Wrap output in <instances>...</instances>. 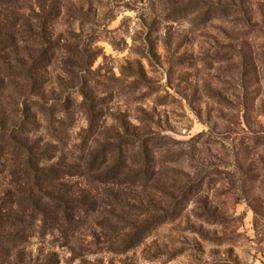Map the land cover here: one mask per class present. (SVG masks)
Masks as SVG:
<instances>
[{
	"label": "rangeland",
	"instance_id": "obj_1",
	"mask_svg": "<svg viewBox=\"0 0 264 264\" xmlns=\"http://www.w3.org/2000/svg\"><path fill=\"white\" fill-rule=\"evenodd\" d=\"M17 16L38 38L0 52V264H264V0Z\"/></svg>",
	"mask_w": 264,
	"mask_h": 264
},
{
	"label": "trees",
	"instance_id": "obj_2",
	"mask_svg": "<svg viewBox=\"0 0 264 264\" xmlns=\"http://www.w3.org/2000/svg\"><path fill=\"white\" fill-rule=\"evenodd\" d=\"M22 0H0V9H9L12 8L14 4L20 3ZM44 21L41 20L39 17L37 18V26L43 27ZM38 34L34 33L32 31V26L28 27L27 22L25 19L20 18V16L14 17L12 19H6L5 21L0 23V52L12 49L15 45L19 44V41H22L23 43H28L33 41V39H37ZM68 51L73 52V49H68ZM4 133L2 128H0V134ZM104 157H102L101 161ZM100 166V165H99ZM30 171L29 175H31V178L34 180H39L38 177H41L42 175H39L38 172H32L31 167L29 166L26 169L27 171ZM100 174L98 175L99 183L109 186H115L120 187L122 185V181L119 180V177H121L120 170H105L102 169V164L99 167ZM120 211L122 213L131 212L133 208H125L124 206L120 207ZM144 211V210H142ZM118 224L122 223V220L118 219ZM128 228V227H127ZM126 228V229H127ZM125 230V229H124Z\"/></svg>",
	"mask_w": 264,
	"mask_h": 264
}]
</instances>
